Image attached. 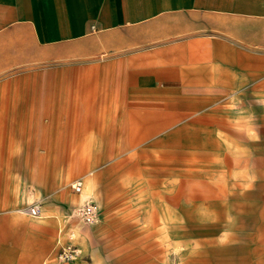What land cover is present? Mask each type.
Wrapping results in <instances>:
<instances>
[{
    "label": "crops",
    "instance_id": "crops-1",
    "mask_svg": "<svg viewBox=\"0 0 264 264\" xmlns=\"http://www.w3.org/2000/svg\"><path fill=\"white\" fill-rule=\"evenodd\" d=\"M107 107L114 123L128 124L132 143L149 125L170 123L255 124L264 139V0H0V135L2 124L41 122L44 108L56 117L57 109ZM176 138L185 162L213 143ZM75 139L59 144L54 135L37 153L39 185L55 174L62 186L105 155ZM257 157L264 175V148ZM258 188L241 217L246 242L210 264H264V184ZM44 247L42 240L23 261L37 264ZM85 256L50 264H98ZM10 258L0 254V264Z\"/></svg>",
    "mask_w": 264,
    "mask_h": 264
},
{
    "label": "rangeland",
    "instance_id": "rangeland-1",
    "mask_svg": "<svg viewBox=\"0 0 264 264\" xmlns=\"http://www.w3.org/2000/svg\"><path fill=\"white\" fill-rule=\"evenodd\" d=\"M51 110H41V122L1 125L0 254L11 257V264L19 255L20 264H27L23 259L42 240L37 264L60 261L55 250L70 234L80 249L77 258L86 253V259L98 264H210L225 260L232 249L239 253L234 250L248 238L242 234L241 217L252 210L258 185L264 184L263 165L257 162L264 139L257 125H149L132 143L123 130L128 124L113 122L112 107L57 109L56 117ZM54 135L59 144L64 139L76 143L79 136L86 151L105 155L62 186L56 185L54 174L43 187L37 182L42 168L37 153L45 152ZM179 135L198 136L202 146L213 143L192 149L185 162ZM76 179L82 180L80 192L71 187ZM89 200L98 203L99 213L93 223L84 224L75 208ZM30 204H38V215L25 213Z\"/></svg>",
    "mask_w": 264,
    "mask_h": 264
},
{
    "label": "built area",
    "instance_id": "built-area-1",
    "mask_svg": "<svg viewBox=\"0 0 264 264\" xmlns=\"http://www.w3.org/2000/svg\"><path fill=\"white\" fill-rule=\"evenodd\" d=\"M71 187L74 191L80 192L82 189V180L76 179L72 182ZM40 212L38 204H30L25 207V213L29 215H38ZM75 213L80 221L84 224L93 223L99 213L98 204L93 201H85L75 208ZM80 250L78 246L72 241V234L68 235L66 240L62 241L55 250V258L60 261L73 260L78 257Z\"/></svg>",
    "mask_w": 264,
    "mask_h": 264
},
{
    "label": "bare ground",
    "instance_id": "bare-ground-1",
    "mask_svg": "<svg viewBox=\"0 0 264 264\" xmlns=\"http://www.w3.org/2000/svg\"><path fill=\"white\" fill-rule=\"evenodd\" d=\"M76 258V257H75Z\"/></svg>",
    "mask_w": 264,
    "mask_h": 264
}]
</instances>
